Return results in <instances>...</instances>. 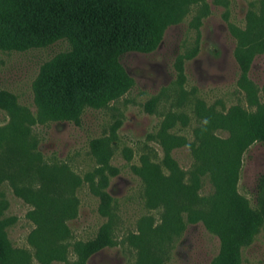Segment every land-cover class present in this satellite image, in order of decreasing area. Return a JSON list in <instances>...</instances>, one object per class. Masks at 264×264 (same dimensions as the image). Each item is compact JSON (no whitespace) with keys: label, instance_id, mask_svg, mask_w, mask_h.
<instances>
[{"label":"rangeland","instance_id":"rangeland-1","mask_svg":"<svg viewBox=\"0 0 264 264\" xmlns=\"http://www.w3.org/2000/svg\"><path fill=\"white\" fill-rule=\"evenodd\" d=\"M1 1L19 8L30 0ZM146 1L159 14L157 27L151 30L147 43L143 44V38L142 47L133 45L112 54L98 53L103 81L97 82L100 93L94 97V103L107 102V106H87L78 122H49L35 127L39 150L45 158L67 163L82 176L94 173L78 191L77 218L68 222L73 242L79 243L80 250V255L74 250L71 252L70 261L72 264H132L135 261V250L123 243L125 236L136 232L142 217L152 215L159 222L160 215L146 208L143 184L132 166L139 165L145 145L155 149L162 159V148L149 137L159 130L170 111L187 116L184 121H177L170 133L185 139L187 144L193 143L197 127L195 108L200 101L248 125L251 131L241 145L242 154L231 174L224 201L233 240L224 254L221 239L203 222L189 224L170 244L167 263L264 264V221H261L264 52H256L251 57L240 49L238 40L246 29L249 13L259 11L263 0H227L223 4L205 0L208 6L205 15L198 19L199 7L193 6V11L182 21L174 17L182 0ZM73 49L69 39H61L26 52H0V91L7 93L0 98V126L9 121L2 108L10 104L9 95L33 112L37 111L36 88L40 92L48 90L47 81L57 69V66L51 67L52 61ZM78 49L83 51L81 47ZM80 58L88 60L89 55L83 53ZM126 86L128 89L114 98ZM176 91L184 97L179 104L174 99ZM159 96L158 105L152 108V102ZM218 136L227 138L229 133L221 131ZM112 138L116 140L112 143L115 155L107 167L106 140ZM95 141L99 142L93 145ZM126 148L134 152L131 161L124 155ZM172 156L185 171L194 163L189 145L175 149ZM2 190L9 201L6 216L17 218L8 230L9 238L15 248L30 249L28 237L35 225L27 214L32 208L16 197L10 187L5 185ZM213 193V185L205 179L201 194ZM109 203L110 207L115 206L120 218L113 239L106 230Z\"/></svg>","mask_w":264,"mask_h":264},{"label":"trees","instance_id":"trees-1","mask_svg":"<svg viewBox=\"0 0 264 264\" xmlns=\"http://www.w3.org/2000/svg\"><path fill=\"white\" fill-rule=\"evenodd\" d=\"M214 1L223 4L227 0ZM32 2H23L19 8L0 2V52H26L61 39H69L74 49L52 61L51 67L57 66V69L47 81L48 90L44 89L45 93L42 91L41 95L40 88H36V112L12 95H9L10 104L2 106L9 121L0 126V264H72L71 252L74 250L80 255V250L79 243L73 242L68 222L77 218L78 191L94 173L82 176L67 163L45 158L39 150L35 127L49 122H78L87 106L106 107L107 102L94 103V97L100 93L97 82L103 81L98 68L102 65L97 61L101 57L99 54H112L133 45L142 47L140 41L144 38L143 44L147 43L151 30L157 27L159 14L146 0ZM259 4V11L249 13L246 29L238 37L240 49L251 57L256 52H264V0ZM193 6L199 7L196 11L198 19L208 10L205 0H182L174 17L182 21L193 11ZM80 47L83 51H79ZM192 51H188L187 56ZM83 53L89 55L88 60L80 58ZM95 54L98 55L94 57ZM127 87L114 98L120 97ZM2 96L7 93L0 91V98ZM174 99L179 104L184 97L176 91ZM159 100L160 96L151 107L157 106ZM62 106L65 109L59 108ZM195 114L197 127L193 143L187 144L185 139L170 133L177 121L187 119L185 114L170 111L159 130L149 137L162 148V159L155 149L145 145L139 165L132 166L133 173L142 181L146 208L158 211L160 215L159 222L152 215L142 217L136 232L125 236L123 243L136 252L132 264H168L172 241L182 235L187 225L198 222H203L221 239L224 254L231 246L233 236L224 201L231 174L242 154L241 145L251 131L248 125L200 101ZM221 131L228 132L229 136H218ZM114 140H106L107 167L115 155ZM184 145H189L194 159L188 171L183 170L172 156L175 149ZM92 154L99 157L96 152ZM124 155L131 161L134 152L126 148ZM205 179L214 187V193L208 196L201 194ZM5 185L32 208L27 214L35 225L28 237L30 249L15 248L9 238L8 230L17 218L6 216L9 201L2 190ZM261 205V221H264V199ZM110 206L109 203L107 214L110 219L106 230L113 239L120 218L115 206Z\"/></svg>","mask_w":264,"mask_h":264}]
</instances>
